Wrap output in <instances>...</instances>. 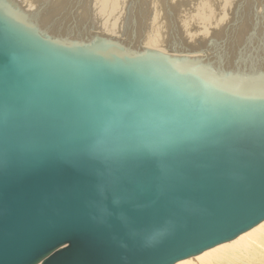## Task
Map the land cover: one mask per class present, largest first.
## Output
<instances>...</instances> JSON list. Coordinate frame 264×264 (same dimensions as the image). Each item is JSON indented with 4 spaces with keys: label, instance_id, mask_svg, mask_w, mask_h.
<instances>
[{
    "label": "water",
    "instance_id": "water-1",
    "mask_svg": "<svg viewBox=\"0 0 264 264\" xmlns=\"http://www.w3.org/2000/svg\"><path fill=\"white\" fill-rule=\"evenodd\" d=\"M100 45L0 6V264H176L264 222V76Z\"/></svg>",
    "mask_w": 264,
    "mask_h": 264
},
{
    "label": "bare ground",
    "instance_id": "bare-ground-1",
    "mask_svg": "<svg viewBox=\"0 0 264 264\" xmlns=\"http://www.w3.org/2000/svg\"><path fill=\"white\" fill-rule=\"evenodd\" d=\"M58 2H52L51 7H55ZM153 2L161 4L154 5ZM153 2L151 0L148 6L150 9L146 22L150 36L144 40L139 37L147 32L138 33L142 25L136 20L141 10L140 0H66L62 2L66 11L60 17L57 16L58 9L51 13L47 5L44 10L30 0H0V6L41 36L65 44H117L136 54H161L165 58L184 61L237 81L260 80L264 76V0H190L189 5H183L179 0ZM98 6H101L100 14ZM208 12L214 18L219 17L214 22L216 27L228 16H239L231 33L230 45L222 49L224 54L204 47L185 48L190 40L198 42L203 36ZM113 16L117 17L113 19ZM125 22L130 25L127 26ZM92 29L105 33H89ZM124 39L135 40L136 46H127L122 41ZM174 43H182L183 46L166 47ZM248 232L251 235L258 233L259 241L255 246H248L247 241L241 239L245 233L234 239L243 249L237 259L245 260L248 264H261L243 258L241 253L257 252L260 261L264 262V222ZM257 245H261L262 249ZM217 250H207L195 256H202L199 262L196 260V264L202 261L204 264H232L223 257L231 251L230 248ZM218 252L223 255L216 254Z\"/></svg>",
    "mask_w": 264,
    "mask_h": 264
},
{
    "label": "rangeland",
    "instance_id": "rangeland-1",
    "mask_svg": "<svg viewBox=\"0 0 264 264\" xmlns=\"http://www.w3.org/2000/svg\"><path fill=\"white\" fill-rule=\"evenodd\" d=\"M31 2L37 4L41 9H44V6L47 5V8L50 9V12H54L55 9H58L59 12L57 13V16L60 17L66 10L62 7V2L63 1H66V0H58V4L51 7V3L56 1V0H30ZM163 2H166V0H162ZM183 5H189V1L190 0H179ZM141 2V10H140V13L137 17V22H139L141 25H142V28L139 29L138 33H141V32H147L149 31L148 28H147V25H146V22H147V18H148V14H149V9L150 7V2L151 0H140ZM153 2V0H152ZM154 5H158V4H161L160 2H153ZM248 8H252V7H247ZM254 8H255V5H254ZM45 10V9H44ZM97 10L100 11L99 14L101 13V6H98L97 7ZM254 13H255V10H254ZM101 17H104L102 15H99ZM117 16H113V19H115ZM207 17H208V20L206 21V26H205V31H204V34L203 36L198 40V42H193L190 40V44L186 45L185 48H188V47H196V48H199V47H204V48H209L211 51H218L219 53L221 54H224L223 50L227 49V45H230L231 43V33H232V30L233 28L235 27L236 25V21H237V18L239 16H236V17H233V16H228L224 19L223 23L219 26V27H216L214 26V22L219 18H214L212 16H210L209 12L207 13ZM127 26L130 25L129 22H125ZM92 31H96V32H99L100 34H104L105 32L102 33V31L100 30H91V31H88L89 33L92 32ZM107 34V33H106ZM111 35V34H109ZM149 34L148 32L143 34L142 36H140L139 38H141L142 40L144 39H148L149 38ZM127 46H130V47H133V46H136V42L135 40L133 39H124L122 40ZM183 44L182 43H177V44H172V45H168L166 47H173V48H179V47H182ZM223 49V50H222ZM247 57H250L249 55ZM256 68H258L256 66ZM251 232H247L245 233V235L242 236L241 239H245L247 241V245L248 246H255L257 244V242L259 241L257 238L260 237V235L258 233H254V234H250ZM236 240V239H235ZM234 242H228L226 244H222V245H219L218 248L215 247L213 249H210L212 251L214 250H217L219 251L220 249H225V248H230L231 251H229L228 253H226L224 256L223 254H221L220 252L216 253V254H219L220 256L223 255V257H225V259L229 262H232V264H248L247 261L245 260H240V259H237V255L243 250L242 248H240L238 245H237V241ZM259 247V249L261 248L262 249V246L261 245H257ZM210 252V251H209ZM208 253V252H207ZM214 255V254H213ZM259 253L257 252H251V253H246V252H242L241 253V256L247 260H255V261H259L261 264H264V262L260 261V258H259ZM209 256H212V255H209ZM202 256L200 257H194V258H191V259H188V260H184V261H181V262H178L176 264H196V260L199 262L200 259H201ZM203 262V261H202ZM200 262L201 264H204ZM199 263V264H200Z\"/></svg>",
    "mask_w": 264,
    "mask_h": 264
}]
</instances>
